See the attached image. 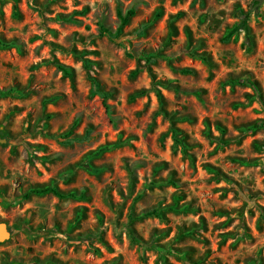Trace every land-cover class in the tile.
I'll use <instances>...</instances> for the list:
<instances>
[{
	"label": "rangeland",
	"instance_id": "374dc122",
	"mask_svg": "<svg viewBox=\"0 0 264 264\" xmlns=\"http://www.w3.org/2000/svg\"><path fill=\"white\" fill-rule=\"evenodd\" d=\"M0 126V264H264V0H0Z\"/></svg>",
	"mask_w": 264,
	"mask_h": 264
},
{
	"label": "trees",
	"instance_id": "16d2710c",
	"mask_svg": "<svg viewBox=\"0 0 264 264\" xmlns=\"http://www.w3.org/2000/svg\"><path fill=\"white\" fill-rule=\"evenodd\" d=\"M8 1H11L13 3H17L18 2V0H8ZM132 15H134L133 11H130L128 16H126V17H124L121 12L119 13V16H120V19H121V22H122L120 30H123V28L128 24L129 17L132 16ZM151 60H154V59H151ZM59 68L63 72H65L66 75H70V73L68 71L69 69L66 68L65 66L60 65ZM88 78H89V80L92 83V92H93V94L100 95L101 98L104 101V104H106L105 102H106V100L108 98V94L103 91L101 83L96 79V77H94V76H92L90 74L88 75ZM246 80H249V79H246ZM1 95H6V93H2ZM197 95L200 96L199 93H197ZM174 132H175V135L178 134L177 130H175ZM87 139H89V136L87 137ZM43 192L44 193L45 192H51V193L55 194L56 196H58L60 198H65V197L78 198V195L76 193H62V192H60V191H58V190H56L54 188H50V187L44 189ZM147 215L148 216L149 215H154V216H157L159 218H162V215H161V213H159L158 210L151 211V212L147 213ZM11 264H18V263H11ZM165 264H168V263H165Z\"/></svg>",
	"mask_w": 264,
	"mask_h": 264
},
{
	"label": "water",
	"instance_id": "95a60500",
	"mask_svg": "<svg viewBox=\"0 0 264 264\" xmlns=\"http://www.w3.org/2000/svg\"><path fill=\"white\" fill-rule=\"evenodd\" d=\"M0 143L6 144L7 140L0 137ZM11 239V232L6 223H0V243H5Z\"/></svg>",
	"mask_w": 264,
	"mask_h": 264
},
{
	"label": "flooded vegetation",
	"instance_id": "af4514ba",
	"mask_svg": "<svg viewBox=\"0 0 264 264\" xmlns=\"http://www.w3.org/2000/svg\"><path fill=\"white\" fill-rule=\"evenodd\" d=\"M4 135H3V127L2 126H0V137L2 138V139H5L4 137H3ZM0 223H5V222H3V221H1L0 220ZM7 224V223H6ZM8 225V224H7ZM8 230L11 232V229H10V227H9V225H8ZM11 235H12V232H11ZM3 243H0V245H2ZM14 263V262H13ZM11 264V263H10Z\"/></svg>",
	"mask_w": 264,
	"mask_h": 264
}]
</instances>
